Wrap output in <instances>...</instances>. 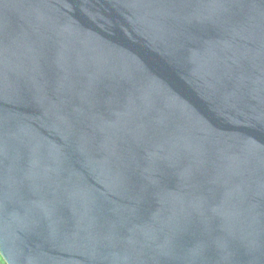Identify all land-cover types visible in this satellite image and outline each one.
<instances>
[{
  "label": "water",
  "instance_id": "95a60500",
  "mask_svg": "<svg viewBox=\"0 0 264 264\" xmlns=\"http://www.w3.org/2000/svg\"><path fill=\"white\" fill-rule=\"evenodd\" d=\"M5 264H264V0H0Z\"/></svg>",
  "mask_w": 264,
  "mask_h": 264
},
{
  "label": "rangeland",
  "instance_id": "374dc122",
  "mask_svg": "<svg viewBox=\"0 0 264 264\" xmlns=\"http://www.w3.org/2000/svg\"><path fill=\"white\" fill-rule=\"evenodd\" d=\"M0 264H5L4 260L2 259V257L0 256Z\"/></svg>",
  "mask_w": 264,
  "mask_h": 264
}]
</instances>
